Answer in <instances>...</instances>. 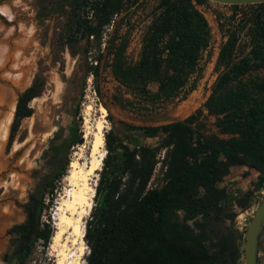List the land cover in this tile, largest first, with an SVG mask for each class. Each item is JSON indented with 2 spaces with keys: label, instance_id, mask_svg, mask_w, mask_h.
I'll list each match as a JSON object with an SVG mask.
<instances>
[{
  "label": "trees",
  "instance_id": "obj_1",
  "mask_svg": "<svg viewBox=\"0 0 264 264\" xmlns=\"http://www.w3.org/2000/svg\"><path fill=\"white\" fill-rule=\"evenodd\" d=\"M136 2L82 0L94 19L84 21L83 25L77 20L72 24L76 30L84 29L86 42H93L97 49L102 29L111 26L103 59H109L106 65L112 76L134 94L152 105L181 99L193 87L200 56L208 46V23L197 7L207 1L158 0V11L143 36L138 58L127 64L122 47H113L114 38L121 13ZM248 5L257 10L245 17L247 33L253 37L249 50L237 62L228 63L204 104L207 112L216 117L220 132L229 137L204 135L193 124L192 116L185 121L193 126L182 122L156 126L123 124L126 129L140 130L144 135L160 133L161 138L154 146L128 147L109 130L104 139L107 150L94 189L95 203L84 222L83 239L88 251L82 264H226L227 237L214 242L217 245L214 252H209L205 244L209 237L204 217L217 214L220 209L224 211L223 202L229 197L219 182L231 166L243 165L258 172L252 189H264V74L243 79L249 71H264V2L241 6ZM229 36L218 59L226 48L229 47L228 53L231 51L236 36ZM101 56L97 52L96 64L90 69L95 78ZM43 84V76L36 72L30 84L17 94L8 142L20 119L31 114L28 102L40 94ZM150 84L155 86L153 90L148 88ZM78 142H81L79 132L71 140ZM114 146L120 149L117 160H112L109 154ZM160 150L163 151L160 183L148 186ZM65 164L46 181L48 193L51 194ZM251 192L246 190L241 196H234L232 204L244 208ZM42 197L28 195L24 205L26 218L14 226L31 238L30 245L38 239L47 244L53 233L48 222H39L44 207ZM198 215L201 220L193 221L194 231L187 221ZM231 217L233 213L230 220ZM30 245L22 252L10 254L12 264L23 263ZM6 259L2 257L3 261Z\"/></svg>",
  "mask_w": 264,
  "mask_h": 264
},
{
  "label": "rangeland",
  "instance_id": "obj_2",
  "mask_svg": "<svg viewBox=\"0 0 264 264\" xmlns=\"http://www.w3.org/2000/svg\"><path fill=\"white\" fill-rule=\"evenodd\" d=\"M157 1L137 0L121 13L122 20L119 21L115 32L113 47H122V55L127 64L135 63L138 58L143 36L153 15L158 11ZM1 7H5L12 18L9 19L8 15L0 13V26L7 30L12 29V34L11 39L6 41L4 33H0V44L6 43L9 52L7 59L0 64V122L11 110L13 115L17 94L30 84L36 72L43 76L44 84L40 94L28 102L31 114L20 119L11 141L8 142L7 138L12 115L6 137L0 140V264H12L10 254L14 246H8V236L4 234V229L8 222L22 218L21 208L15 207L14 201L22 204L27 202L30 194L36 198L43 196L41 199L44 200V207L39 222H48L51 233H54L58 205L70 189L64 179L70 169L69 165L73 160L86 166L90 164L93 134L99 120H103L105 124L102 144L105 153L107 149L104 139L109 130L116 140L128 147L154 146L161 138L160 133L150 136L144 135L140 130L126 129L123 124L131 123L120 115L119 111L130 114H155L177 111V108L184 107L182 112L175 111L173 114L181 118L192 116L193 124H197L199 131L206 136L223 139L229 137L228 134L220 132L216 117L207 112L204 104L219 74L226 69L228 63L237 62L248 52L253 37L247 33L245 17L249 13L257 12L254 5L230 7L211 1L198 5L208 23L209 41L200 56L193 87L181 99L154 105L121 85L106 65L109 59L106 61L103 55L111 26L106 25L102 29L98 49L93 42H86L82 34L84 29H75L72 24L75 20L83 25L84 21L94 19L89 9L83 7L82 0H0ZM230 34L236 36L231 51L228 53L229 47L226 48L223 57L218 59L220 49ZM88 38L91 40L92 37ZM21 39L25 41L24 45L16 46V40ZM17 48L22 50L18 58L15 56ZM97 52L102 56L95 78L90 69L96 64L94 59ZM16 61L18 66L14 65ZM263 74V70H253L247 72L243 79ZM148 88L153 90L155 86L150 84ZM101 106L106 109L105 115H102L99 109ZM77 132L80 133L81 142L71 143ZM195 136L196 134L193 135V140ZM109 154L112 160H117L120 155L119 147L114 146ZM162 156L163 151L160 150L148 186L160 183ZM64 162L66 164L63 173L54 181L50 194L45 183ZM101 162L99 169L89 176L88 180L94 192L103 160ZM232 168L230 177L222 178L219 182L229 193V197L223 202L222 211L223 223L226 226H232V219L239 208L234 207L231 202L234 196H241L246 190H252L246 206L239 208L249 212V220L264 193L262 188L252 189L257 171L243 165ZM95 198L92 197L91 206L94 205ZM232 213L233 218L230 220ZM89 215L90 209L81 220L82 230ZM200 220L198 215L187 223L196 231L192 223ZM262 228L257 248V264H264V225ZM206 233L209 239L205 240V244L209 252H214L217 248L214 242L226 235H217L211 228ZM73 239L72 229L69 228L61 240V243L67 245L65 253L70 255L64 264H70L71 260L72 264H76V259L84 262L88 251L83 239V254L79 255V245L73 244ZM236 244L234 264H243L244 235L241 233L237 236ZM60 249L58 245L52 246V238L47 244H42L39 239L35 240L31 243L29 253L22 264H57ZM225 251L226 248L224 258L228 264ZM5 253L7 259L2 261L1 256ZM72 254L74 255L71 256Z\"/></svg>",
  "mask_w": 264,
  "mask_h": 264
},
{
  "label": "bare ground",
  "instance_id": "obj_3",
  "mask_svg": "<svg viewBox=\"0 0 264 264\" xmlns=\"http://www.w3.org/2000/svg\"><path fill=\"white\" fill-rule=\"evenodd\" d=\"M5 8V7H1ZM4 33V38L6 41L10 38L12 34V29H5L0 26V33ZM24 42L21 40H16V46L22 47ZM23 49V48H22ZM22 50L17 48L15 51V56L18 58L20 56ZM9 56L8 47L6 43L0 44V64H2L5 59ZM18 60V59H16ZM19 61V60H18ZM16 61L14 63L15 66H18L19 63ZM4 63V62H3ZM17 75V74H16ZM184 107L177 108L176 112H182ZM13 109V108H12ZM100 111L102 115L106 114V109L101 106ZM174 111V112H175ZM176 114V113H175ZM12 115V110L7 113L6 117L2 119L0 122V140H3L7 134L8 124L10 122ZM105 128V124L103 120H99L95 125V131L93 134V142H92V160L88 166L86 164H81L77 160L71 161L69 167L68 174L65 176V181L68 183L70 187L69 191H67L61 202L58 205V218L56 223V229L52 234V246H60L59 250V259L57 264H64L70 255L65 253V243H61L62 236L67 232L69 228L72 229V234L74 239L72 240L73 244L79 245V255L83 254L82 244L83 243V230L81 229L80 223L84 215L88 213V210L91 209L92 205V197H93V187L88 183L89 176L95 173L99 169L101 160L105 154L102 149L103 144V129ZM72 254L71 256H73ZM73 260L70 261L72 264ZM76 264H82L83 262L74 260Z\"/></svg>",
  "mask_w": 264,
  "mask_h": 264
},
{
  "label": "water",
  "instance_id": "obj_4",
  "mask_svg": "<svg viewBox=\"0 0 264 264\" xmlns=\"http://www.w3.org/2000/svg\"><path fill=\"white\" fill-rule=\"evenodd\" d=\"M211 2L227 4V5H244L261 3L264 0H207ZM174 110L155 114H130L119 111L128 122L137 126H156L169 122H182L189 126H193L185 121V118L178 117L173 114ZM264 223V193L260 201L254 208L251 217L249 218L245 234L243 247V264H257V248L259 243V236ZM205 231L208 232L211 228L217 235L225 234L227 237V247L225 257L228 264H234L236 256L237 244L236 239L239 235L238 231L232 226H226L223 223L222 209L217 214L205 216L204 220ZM84 231V230H83Z\"/></svg>",
  "mask_w": 264,
  "mask_h": 264
},
{
  "label": "flooded vegetation",
  "instance_id": "obj_5",
  "mask_svg": "<svg viewBox=\"0 0 264 264\" xmlns=\"http://www.w3.org/2000/svg\"><path fill=\"white\" fill-rule=\"evenodd\" d=\"M26 203L27 202H24L22 204H18L17 201H14V204H15L14 206L21 208L20 212L22 214V218L18 221L8 222V224L5 226V229H4V234L8 236V238H7L8 246L9 247L14 246L12 252L13 251L14 252H22L25 249H27L30 245L31 238L29 236H25L21 230L14 228V226H16L17 224L24 222V220L26 218V212L24 211V205ZM6 253L1 256V260H2L3 256H5L7 258Z\"/></svg>",
  "mask_w": 264,
  "mask_h": 264
},
{
  "label": "built area",
  "instance_id": "obj_6",
  "mask_svg": "<svg viewBox=\"0 0 264 264\" xmlns=\"http://www.w3.org/2000/svg\"><path fill=\"white\" fill-rule=\"evenodd\" d=\"M251 212L252 210L250 211V213ZM248 214L249 212H247L246 210H240L239 208H237L236 214L232 219L233 228L236 229L238 233H241V235L245 234V229L248 222Z\"/></svg>",
  "mask_w": 264,
  "mask_h": 264
},
{
  "label": "clouds",
  "instance_id": "obj_7",
  "mask_svg": "<svg viewBox=\"0 0 264 264\" xmlns=\"http://www.w3.org/2000/svg\"><path fill=\"white\" fill-rule=\"evenodd\" d=\"M0 13L4 15H8V18L11 19L12 17L8 14V10L6 8H0Z\"/></svg>",
  "mask_w": 264,
  "mask_h": 264
},
{
  "label": "crops",
  "instance_id": "obj_8",
  "mask_svg": "<svg viewBox=\"0 0 264 264\" xmlns=\"http://www.w3.org/2000/svg\"><path fill=\"white\" fill-rule=\"evenodd\" d=\"M237 166V165H236ZM232 171H233V168H232V166L229 168V172H228V174H226L223 178H229L230 177V174L232 173ZM233 206L234 207H236L237 208V206L233 203Z\"/></svg>",
  "mask_w": 264,
  "mask_h": 264
}]
</instances>
